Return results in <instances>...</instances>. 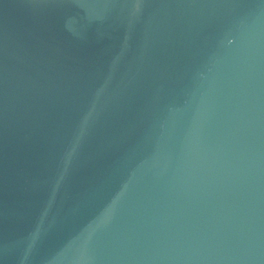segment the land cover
<instances>
[{"label": "water", "instance_id": "obj_1", "mask_svg": "<svg viewBox=\"0 0 264 264\" xmlns=\"http://www.w3.org/2000/svg\"><path fill=\"white\" fill-rule=\"evenodd\" d=\"M0 264H264V0H0Z\"/></svg>", "mask_w": 264, "mask_h": 264}]
</instances>
